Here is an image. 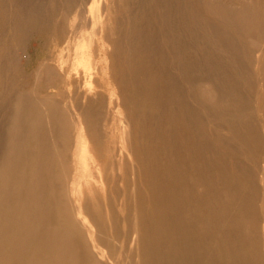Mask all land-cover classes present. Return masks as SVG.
<instances>
[{
    "label": "bare ground",
    "instance_id": "obj_1",
    "mask_svg": "<svg viewBox=\"0 0 264 264\" xmlns=\"http://www.w3.org/2000/svg\"><path fill=\"white\" fill-rule=\"evenodd\" d=\"M90 1L0 0L16 40H58L44 87L69 88L4 95L0 264H264V0H122L108 96Z\"/></svg>",
    "mask_w": 264,
    "mask_h": 264
},
{
    "label": "rangeland",
    "instance_id": "obj_2",
    "mask_svg": "<svg viewBox=\"0 0 264 264\" xmlns=\"http://www.w3.org/2000/svg\"><path fill=\"white\" fill-rule=\"evenodd\" d=\"M121 2L122 0H98L99 4L93 6L92 1H90L84 6V12H81L79 18V24L93 35V38L91 36L90 39L88 37L85 40L87 47L84 46L83 50H85L87 55H90L91 60L96 59L99 62L101 68L99 84L102 86V89L99 88L98 91L103 92L106 96H108L109 90L113 86H111L112 66L108 58L111 46L105 42V39L110 33L109 30L111 28L114 29L112 21L120 15L119 9ZM98 18H100V21ZM23 31L24 36H20L19 40H16V29L13 30L7 24V20H3V23L0 22V55L1 59L6 57L7 62V67L3 71V76L0 79V128L4 127L8 112L7 106L3 105L5 103L4 95L9 93L11 96L9 87L16 85L17 78H21V84L30 87L40 84L43 88H48L46 90L47 93L55 95L63 101L66 98H62L57 94L69 95V88L64 84L59 89L44 87V84H46V75H43V72L46 70L47 65L51 64L52 57L59 54L57 46L58 40L43 29L31 31L30 28L25 27ZM91 41H93V45L90 48ZM9 55L13 57L11 62L9 61ZM78 67L82 71H88V57ZM56 84L58 83L55 82ZM114 100L115 102H119L118 95L114 96ZM107 101L105 103L106 110L111 108V105H109V97ZM66 106L70 108L69 104H66ZM111 117H113V114H111ZM117 126L118 129H121L122 122L118 121ZM80 173L82 175L83 172L80 171Z\"/></svg>",
    "mask_w": 264,
    "mask_h": 264
}]
</instances>
